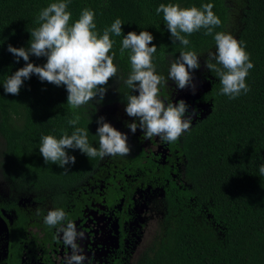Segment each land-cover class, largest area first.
<instances>
[{
	"label": "trees",
	"instance_id": "trees-1",
	"mask_svg": "<svg viewBox=\"0 0 264 264\" xmlns=\"http://www.w3.org/2000/svg\"><path fill=\"white\" fill-rule=\"evenodd\" d=\"M53 2L57 0H0V172L19 188L38 195L35 201L44 207L37 216L15 202L0 204L7 231L2 264H25L27 258L39 254L43 264L65 263L57 259L70 249L56 238V229L43 222L55 208H62L84 233L78 241L83 250L93 249L84 252L86 264H128L129 249L136 235L142 238L144 229L150 244L134 264H264V176L259 174V166L264 165V0H242L235 39L254 67L245 81L250 91L236 99L219 94V77L204 66L216 47L214 35L206 36L201 29L187 37L190 45L184 49L179 42L172 44L163 14L156 13L161 3L182 8L211 3L221 20L215 32H227L233 20L228 0H70V25L85 8L95 12L101 35L115 19L123 22L121 36L110 33L114 43L109 55L115 53L117 75L106 85L102 102L97 103V97L79 109L67 104L65 86L41 82L35 74L24 81L19 95L7 94L3 87L10 75L25 66L22 58L17 63L8 52L9 44L29 47L30 33L39 27L40 11ZM141 31L153 35L157 46L153 63L166 79L171 61L182 50L206 55L203 66L191 73L200 86H206L195 94L188 93L191 89L179 94L189 111L199 112L192 127L174 143L160 142L168 151L166 158L164 150L158 157L134 143L128 145L130 154L125 157L89 158L78 149H66L76 157L74 165L65 166L69 171L59 163L46 164L39 152L41 137L71 135L75 129L68 121L77 114L81 119L75 127L88 129L89 144L98 148V110L126 103L130 94L124 84L131 71L130 51L121 55L122 39L129 32ZM29 62L43 66L47 60L30 56ZM160 95L168 96L167 85L161 87ZM177 157L184 165L183 173L178 171ZM138 189L151 196L143 202L146 206L161 204L158 218L152 221L154 230L147 222L140 229L130 227ZM3 210L13 212V219ZM87 223L93 226L87 229ZM105 230L107 237L116 240L107 243ZM99 235L103 242L98 245ZM100 258L104 259L101 263Z\"/></svg>",
	"mask_w": 264,
	"mask_h": 264
},
{
	"label": "clouds",
	"instance_id": "clouds-1",
	"mask_svg": "<svg viewBox=\"0 0 264 264\" xmlns=\"http://www.w3.org/2000/svg\"><path fill=\"white\" fill-rule=\"evenodd\" d=\"M69 4L70 0H57L40 11L37 17L39 27L30 33L29 47L18 49L9 44L8 52L17 58V63L22 58L25 66L8 77L3 85L5 93L19 95L24 81L35 74L41 82L65 86L67 104L73 109H79L97 97V103L103 101L108 90L106 85L118 71L114 64L115 53L109 55L114 43L110 33L121 36L123 22L115 19L101 35L96 30L95 12L85 8L70 25L72 13L68 10ZM213 7L211 3L203 4L200 8L161 3L156 13L163 14L172 44L179 42L184 49L190 45L187 37L201 29L205 30L206 36L214 35L216 51L208 54L204 66L219 77V94L236 99L242 92L247 94L250 91L245 81L254 64L233 35L215 32L221 20L213 12ZM153 40V35L148 31L139 34L129 32L122 39L121 55L129 50L131 65V71L124 80L125 86L130 89V94L125 97V112L128 117L134 118L132 123H126V127L133 134L139 128L146 139L159 137L163 142L174 143L192 127L199 112L195 108L189 111L190 106L184 100L166 103L160 97V90L171 80L178 89L190 88L195 94L196 85L191 73L200 68V57L193 50H182L179 57L171 61L166 79L157 73V66L153 63V56L157 52ZM30 56L46 57L47 62L37 66L29 62ZM132 92H138V95H132ZM80 119L77 114L68 121L75 129L71 135L65 132L59 139L52 135L41 137L39 152L46 164L59 163L61 168L69 171L65 166L74 165L76 157L69 155L66 149H78L89 158L125 157L130 154L128 136L105 122L104 117L96 121L98 128L95 136L99 138V146H91L88 129L75 127ZM259 174L264 176V165L259 166ZM36 215H41L39 208ZM43 222L47 227L56 229V238L70 249L65 264H85L88 258L78 243L84 239V233L77 230L68 214L62 208L51 209L43 217Z\"/></svg>",
	"mask_w": 264,
	"mask_h": 264
},
{
	"label": "rangeland",
	"instance_id": "rangeland-1",
	"mask_svg": "<svg viewBox=\"0 0 264 264\" xmlns=\"http://www.w3.org/2000/svg\"><path fill=\"white\" fill-rule=\"evenodd\" d=\"M228 2L231 5L232 10H233L232 11L233 12V20H232V25L228 29L227 33H230L235 38V33H236L235 32V25L239 21L240 13L242 11V0H228ZM215 51H216V47L214 48V50H212L209 53H214ZM199 57H200L199 63L201 66H203V61H204L206 55L199 56ZM199 81L200 80L197 79V77L193 78V83L196 85V91L201 89V88L203 89L206 86V84H203V86H200L202 83H199ZM187 90H190V88L180 90L176 87V85L173 81L169 80L167 83L168 96L166 97V96L160 95V97L161 98L165 97V98H162L165 102L167 101V98L173 97V102L176 103L179 100L183 99V97L180 96L179 94L180 93H187ZM160 92H161V90H160ZM190 92H192V91H189L188 93H190ZM125 107H126V103H115L112 105L103 106L98 110V117L99 118L104 117L105 122L110 123L116 130L120 131L121 133L126 134L128 136V141H127L128 145H134V143L137 141V139H143L144 138L143 137L144 134L139 128L137 129L136 133L133 134L130 131V129H128L126 127V123H132L134 121V118L127 116V114L125 112ZM97 128H96V130H97ZM144 141H145V139H144ZM36 197L40 198L38 195L28 193L24 189L19 188L16 183L11 181L8 177H6L5 175H3L0 172V204L5 203V202H15L20 207H22V209L36 214V209L39 208L40 210H42L41 207H43L41 204H38L35 201ZM149 197H151V196H149ZM149 197H148V195L146 196L145 194H142L140 196L141 202L139 203V205H137L135 207V211H136L137 215H136V220L131 225L132 227H136V228L140 229L141 224L145 225L146 222L148 223V225H151L150 228L156 227V226H152V221L156 220L158 218L159 214L157 212H158L159 206L161 204H160V202H156L155 205L151 204L150 206L147 205V207H146L143 204V202ZM152 199H154V198H152ZM3 214L6 215L10 220L13 219V216H14L13 212L8 213L6 211H3ZM95 214H98V213L93 212L94 216H95ZM98 215H100V214H98ZM100 217L103 219V216L100 215ZM155 223L156 222L154 221V225H155ZM87 225H88V223H87ZM90 226H93V225H88L87 229ZM96 227L97 226H95V228ZM109 230L111 232V229H109ZM153 230H154V228H153ZM78 231H80V230L78 229ZM144 231H145V229L143 230L142 238H140V235H136L137 238L134 241V243L132 244L131 248L129 249L131 252L128 255V264H134V262L137 260V258L139 256V254L142 253L144 251V249L146 247H148L150 244V239H149L150 235L146 234ZM107 236H108V232H107V230H105L103 238H105V239L107 238V241H108L107 243L113 242L114 238H112V237L110 238ZM97 239L99 240V241H97L98 245L103 242L102 239L100 238V235L97 236ZM6 241H7V231H6V228H5L3 221L0 219V264H2V261H3L4 257L6 256V249H7V242ZM92 250L93 249L85 250L84 252L91 253ZM68 254H70V253H66L65 255L64 254L60 255V258H58L57 261L60 262L63 259L65 262V257ZM89 255H91V254H89ZM95 255H98V254H95ZM103 260H104L103 258H100L99 262L101 263ZM42 262H43V258L39 254L37 256H30L29 258H27L25 264H43ZM86 263H87V261L85 262V264Z\"/></svg>",
	"mask_w": 264,
	"mask_h": 264
},
{
	"label": "flooded vegetation",
	"instance_id": "flooded-vegetation-1",
	"mask_svg": "<svg viewBox=\"0 0 264 264\" xmlns=\"http://www.w3.org/2000/svg\"><path fill=\"white\" fill-rule=\"evenodd\" d=\"M162 98H165V97H162ZM185 98H183L182 100H184ZM169 101H172L173 102V97L171 98H167V102ZM174 103V102H173ZM145 139V141H144ZM161 140L159 137H152L151 139H146V138H143V139H137V141L135 142L136 145H134V147H138V148H144L146 151L148 152H153L156 156H161V152L162 150H164V148L162 147L161 145ZM169 154H168V151L167 150H164V156L163 157H167ZM181 161V158L177 157L176 158V162H177V165H178V171H180L181 173H183V168H184V165L180 162ZM182 179H184V175L182 176ZM144 194L143 193V190L142 189H138V205L139 203L141 202V198L140 196ZM146 206V204H144ZM147 207V206H146ZM4 211V210H3ZM2 211V213H3ZM132 212L137 215L135 209L132 210ZM136 220V216H135V219L131 222L130 226L133 224V222ZM132 227V226H131ZM133 228V227H132ZM133 236H135V234H133ZM116 240V239H114Z\"/></svg>",
	"mask_w": 264,
	"mask_h": 264
},
{
	"label": "water",
	"instance_id": "water-1",
	"mask_svg": "<svg viewBox=\"0 0 264 264\" xmlns=\"http://www.w3.org/2000/svg\"><path fill=\"white\" fill-rule=\"evenodd\" d=\"M1 219V218H0ZM5 225V224H4ZM6 228V227H5Z\"/></svg>",
	"mask_w": 264,
	"mask_h": 264
}]
</instances>
